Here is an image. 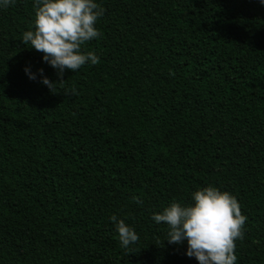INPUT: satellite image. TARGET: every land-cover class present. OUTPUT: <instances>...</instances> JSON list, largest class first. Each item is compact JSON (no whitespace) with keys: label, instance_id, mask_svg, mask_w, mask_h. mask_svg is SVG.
Masks as SVG:
<instances>
[{"label":"trees","instance_id":"16d2710c","mask_svg":"<svg viewBox=\"0 0 264 264\" xmlns=\"http://www.w3.org/2000/svg\"><path fill=\"white\" fill-rule=\"evenodd\" d=\"M96 2L98 62L62 77L20 42L33 0L0 8V264H197L151 217L207 185L246 217L237 264H264V5Z\"/></svg>","mask_w":264,"mask_h":264},{"label":"clouds","instance_id":"9594fccd","mask_svg":"<svg viewBox=\"0 0 264 264\" xmlns=\"http://www.w3.org/2000/svg\"><path fill=\"white\" fill-rule=\"evenodd\" d=\"M15 0H0V8H7ZM264 5V0H259ZM32 28L22 33L20 42L42 53V62L62 77L65 70L75 72L87 63L96 64L98 57L91 51L83 52L82 46L99 36L96 28L103 8L96 0H33ZM29 79L36 74L24 68ZM40 83L52 90L56 82L49 81L43 70L38 69ZM61 81V80H60ZM190 202H170L162 206L151 219L167 226L169 244H186L185 255L197 264H237L235 241L243 235L246 217L240 206L227 191L207 185L190 193ZM137 203L142 201L137 200ZM114 224L120 246L127 249L138 241L134 228L117 215L109 217Z\"/></svg>","mask_w":264,"mask_h":264}]
</instances>
